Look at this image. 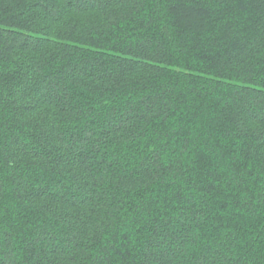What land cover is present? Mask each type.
Here are the masks:
<instances>
[{
  "label": "trees",
  "instance_id": "16d2710c",
  "mask_svg": "<svg viewBox=\"0 0 264 264\" xmlns=\"http://www.w3.org/2000/svg\"><path fill=\"white\" fill-rule=\"evenodd\" d=\"M0 264H264V0H0Z\"/></svg>",
  "mask_w": 264,
  "mask_h": 264
}]
</instances>
